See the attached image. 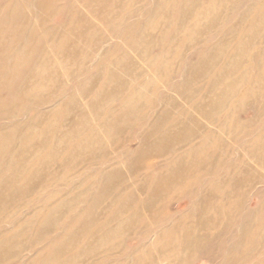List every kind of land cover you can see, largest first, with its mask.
Returning a JSON list of instances; mask_svg holds the SVG:
<instances>
[{"label": "rangeland", "instance_id": "rangeland-1", "mask_svg": "<svg viewBox=\"0 0 264 264\" xmlns=\"http://www.w3.org/2000/svg\"><path fill=\"white\" fill-rule=\"evenodd\" d=\"M254 1L239 0L231 3L229 0H195L194 3V0L193 2L192 0H0V192L8 196L12 195L21 189L31 187L32 181L39 178L38 176L43 175L42 177H44L41 181L39 196L33 198L32 194L20 201L22 205L19 202L16 203L17 212L27 214L20 215L18 213L19 216L10 220L12 224H6L4 236H0V258H2L0 264H41L40 262H43L42 264H264V180L262 179L264 178V124H262L264 123V33L259 37V40L263 41L262 43L244 45L256 26H260L264 22V0ZM192 6L194 7L193 14L185 15V11ZM238 8L240 9L238 10ZM204 12L219 16L218 24L213 28L205 29L204 26L209 18ZM227 12L229 16L226 17ZM240 18L242 19L240 20ZM244 19L245 22L237 30L233 44L223 46L220 40L227 35L228 37L232 36L231 28L233 30L234 23L238 20L242 22ZM229 48L233 50L231 49V51ZM181 53L182 55H180ZM230 54H235V56ZM129 58L135 64V73L138 74L133 78H126L122 75V72L127 69ZM233 60L236 62L241 60L239 62L242 67L235 74H230L229 78L224 77L222 80L223 72L233 68ZM188 63L190 64L188 65ZM99 72H101V78L98 81L99 89L96 88L94 92L92 90L89 93L87 86L93 81L94 75ZM52 75L53 77H51ZM238 78H241L240 81H235ZM179 82L180 85H178ZM111 84H114L116 90L111 95L112 97H109V102L106 105L111 102L112 106L110 104L101 109H92V105L97 101L94 94L102 95L110 92L113 87ZM121 85H123L122 91ZM227 86H236V89L227 95L225 92ZM2 94H4L3 97H1ZM219 98H221L222 104L212 115L209 111L210 106ZM161 100H164L166 105L170 102L175 103L179 111L181 110L182 117L178 120L176 118L164 120L161 128H158V119H160L158 117L164 115L165 112L169 113L168 108L163 109L160 106ZM249 100L250 102H248ZM135 102H138L137 105L141 102L139 105H142L139 109L135 108L137 111L134 110ZM236 104L238 105L236 106ZM128 105L131 106V110ZM150 107H153L152 118L150 120L142 119L137 124L138 127L132 131L131 136L130 130H123L122 136L127 139H122L124 143H117L119 138L115 133L129 128L131 124L134 125L137 122V117L141 118L142 115H145L146 110ZM195 107H203L205 111L207 109V112H210V120L205 118L204 112V115L195 112L193 110ZM128 108L129 110H126ZM240 108L241 113L238 111ZM98 113H100V119L96 118ZM187 113L204 124L209 129L208 132L211 133L209 136L206 133L199 134L196 140L182 142L181 144L185 148L181 151L169 150L166 153V158L162 160L164 162L153 163L155 166L153 171H158L157 164L164 163V168L170 169L169 175L171 176L174 175L177 166L186 162L187 164L184 163L185 166L181 167L183 174H180L178 179L182 181L174 182L171 179L165 184L159 179V184L154 188L191 191V194H185L186 196H180L170 201L166 200L168 202L166 204L167 211L161 220L166 217L167 219L160 221L158 226L146 225V218H141L135 226H131L127 236H121L123 228H120L119 224L125 218L123 215H111L110 209H114L115 205H117L115 209L120 205H125L130 198L128 196L131 192L134 193L140 184H143L147 191L152 188L151 182L146 180L147 177L143 178V169L131 176H126V171L123 169L129 167L132 151L138 147L140 136L152 129L154 131L158 129L159 133L163 131L168 133L178 127L179 123L185 124V114ZM108 116L110 119L107 118ZM236 120L237 122L242 121V123H237ZM32 122H40L41 125L38 128H32ZM98 123L100 124L98 125ZM123 124H125L124 128ZM103 127L106 129H102ZM236 130H238L237 134ZM106 132L107 135H105ZM231 134L237 135V142H233V145L223 146L224 149L219 148L216 143L221 137L223 139ZM215 136L217 137L215 138ZM101 140L103 142H100ZM93 142L94 144H92ZM97 143H99L98 146H96ZM119 146L121 148L116 151ZM31 147L36 148V153L26 155L25 153H28ZM104 147L106 148L105 153H103ZM215 151H218L219 158H217L215 168L210 169V160L216 161V157H212ZM205 154L209 157L202 158ZM234 155L238 157L236 160ZM244 156L250 164L252 163L251 165ZM234 166L235 168H233ZM243 166H248L252 170L241 173L240 170ZM198 167L202 170L200 171ZM205 167L208 168L205 169ZM197 168L198 170H196ZM209 169L210 171H207ZM164 172L162 173L163 178ZM191 173L193 174L191 175ZM224 178L230 183L238 180L239 188L236 191L227 192L228 197L217 210L219 214L216 216L217 222L214 229H208V233L210 232L211 235L213 231L215 233V230H220L223 233L219 234L217 239L211 238L209 242L202 243L199 246L200 249L194 251L195 253L186 252L182 247L187 241L186 238L188 239V236H184L185 232L188 230L186 232L188 235L190 230H193L194 235L198 232L195 227L197 223L189 217L196 212L195 203L204 192H207L206 189L214 187ZM231 179L232 181H230ZM130 183H135L136 186L131 187ZM207 183H210L211 186ZM126 185L129 188L121 191L122 186L126 187ZM190 185H193L192 189L187 191L186 189ZM116 192L119 194L114 195ZM110 197L111 199H109ZM142 198L143 196L140 199ZM75 202L77 203L74 204ZM239 203H241L239 208H234ZM5 205H9L11 208L15 206L10 200H6ZM95 205L97 206L95 207ZM209 208L211 209L212 206ZM156 210L160 211V209ZM225 213H230L232 217L238 218H234L235 221L232 225L221 224L224 221L221 219L222 215ZM158 215L156 213L155 217ZM83 216L87 217L88 221H85ZM88 216L92 219L90 217L88 219ZM106 216L108 220H106ZM98 217L101 219L95 221ZM114 218L115 220H113ZM42 223L46 224L42 225ZM23 225L26 227L23 238L27 247L17 260L14 253L19 243L12 237L16 230L24 228ZM29 225L30 227H28ZM74 225H77L78 228L75 226L74 229ZM96 227L98 229H95ZM70 230L73 235H69ZM77 230L79 232H76ZM92 230L93 232L90 233ZM117 231L120 233H116ZM144 231L145 235H143ZM169 231L171 232L170 236L167 235ZM243 231L246 232L245 235ZM254 231L255 234H253ZM86 235L92 238H87ZM171 236L172 238H170ZM201 237H204V234ZM69 238L75 239V243L71 248L72 255L67 256L66 247L70 246ZM189 239L192 241V238ZM118 240L119 242H117ZM65 242L68 243L65 244ZM60 246H62L61 249ZM77 247L80 250L79 253ZM57 248L61 252L57 251ZM170 248L172 249L170 250ZM46 251L47 253H45ZM81 252L84 254L81 255ZM5 253H8L9 256ZM50 253L52 254L49 255ZM47 254L49 257L46 256ZM153 254L154 257H152ZM69 256L71 261L67 260ZM79 257H82L80 261Z\"/></svg>", "mask_w": 264, "mask_h": 264}, {"label": "bare ground", "instance_id": "bare-ground-1", "mask_svg": "<svg viewBox=\"0 0 264 264\" xmlns=\"http://www.w3.org/2000/svg\"><path fill=\"white\" fill-rule=\"evenodd\" d=\"M198 1V0H197ZM216 1V0H215ZM231 3H233V2H235V1H239V0H229ZM245 1V0H244ZM256 1V0H255ZM254 1V2H255ZM192 2H193V0H192ZM243 2V1H242ZM248 2H249V0H248ZM194 3H195V0H194ZM226 4V3H225ZM246 4V3H245ZM248 4H250V3H248ZM262 4V3H261ZM193 5V4H192ZM230 5V4H229ZM242 5H243V3H242ZM241 5V6H242ZM74 6V5H73ZM154 6V5H153ZM239 6V5H238ZM247 6V5H246ZM24 7V6H23ZM240 7V6H239ZM243 7V6H242ZM136 8V7H135ZM140 8V7H139ZM224 8H227V7H224ZM248 8V7H247ZM251 8V7H250ZM260 8V7H259ZM193 9H194V7L192 6L191 8H189L188 10H186L185 12L186 13H184L185 15H188V16H190V15H192L193 14ZM240 8H238V10H239ZM252 9V8H251ZM139 10V9H138ZM150 10V9H149ZM231 10V9H230ZM237 10V9H236ZM247 10V9H246ZM250 10V9H249ZM135 11V10H134ZM217 11V10H216ZM225 11V10H224ZM33 12V11H32ZM219 12V11H218ZM229 12V11H228ZM226 13V17H227V15L229 14V13ZM240 12V11H239ZM40 13V12H39ZM62 13V12H61ZM136 13V12H135ZM206 12H204V14H205ZM231 13V12H230ZM235 13H237V12H235ZM247 13V12H246ZM128 14V13H127ZM141 14H142V12H141ZM207 15H208V18H209V20L207 21V23L205 24V29H209V28H213L214 26H216L217 24H218V18H219V16H214V15H209L208 13H206ZM223 14V13H222ZM225 14V13H224ZM240 14V13H239ZM131 15V14H130ZM25 16V15H24ZM32 16H34V15H32ZM229 16V15H228ZM235 16V15H234ZM46 17V16H45ZM138 17H139V15H138ZM150 17V16H149ZM245 17V16H244ZM258 17V16H257ZM260 17V16H259ZM263 17V16H262ZM29 18V17H28ZM27 18V19H28ZM34 18V17H33ZM222 18V17H221ZM136 19H137V17H136ZM227 19V18H226ZM231 19V18H230ZM242 18H240V20H241ZM246 19V18H245ZM245 19L242 21V22H240V20H238L236 23H234V26H232L233 27V30H232V28H231V26H230V28H231V31H233V34H232V36H230V37H228V35L225 37V38H223L222 40H220V43H222V45L223 46H225V45H230L232 42H233V39L235 38V35H236V32H237V30L240 28V26L242 25V23H244L245 22ZM253 19V18H252ZM256 19V18H255ZM64 20V19H63ZM129 20V19H128ZM93 21H94V19H93ZM186 21V20H185ZM251 21V20H250ZM253 21V20H252ZM251 21V22H252ZM225 22V21H224ZM64 23V22H63ZM142 23V22H141ZM228 23V22H227ZM21 24V23H20ZM130 24V23H129ZM191 24V23H190ZM189 24V25H190ZM249 24H251V23H249ZM259 24V23H258ZM134 25V24H133ZM143 25V24H142ZM221 25V24H220ZM252 26H253V23H252ZM127 27V26H126ZM148 27V26H147ZM19 29H20V27H18ZM23 28V27H22ZM249 28V27H248ZM46 29V28H45ZM54 29V28H53ZM245 29V28H244ZM34 30V29H33ZM123 30V29H122ZM215 30V29H214ZM107 31V30H106ZM222 31V30H221ZM252 31V30H251ZM42 33V32H41ZM155 33V32H154ZM262 33H264V22H262L261 24H260V26H256V28H255V30L253 31V32H251L250 33V35H249V38L244 42L243 40H242V42H244V45H254V44H256V43H259L260 44V40H259V37L261 36V34ZM143 34V33H142ZM152 34V33H151ZM160 34V33H159ZM203 34V33H202ZM214 34V33H213ZM212 34V35H213ZM120 35V34H119ZM170 35V34H169ZM171 35H172V33H171ZM230 35H231V33H230ZM239 35V34H238ZM118 36V35H117ZM246 36V35H245ZM155 37V36H154ZM158 37V36H157ZM179 37V36H178ZM177 37V38H178ZM210 37V36H209ZM208 37V38H209ZM216 37V36H215ZM248 37V36H247ZM246 37V38H247ZM109 38H110V36H109ZM116 38V37H115ZM150 38V37H149ZM193 38V37H192ZM37 39H38V37H37ZM117 39V38H116ZM189 39H191V38H189ZM197 39V38H196ZM239 39V38H238ZM115 40V39H114ZM152 40V39H151ZM150 40V41H151ZM156 41V40H155ZM167 41V40H166ZM172 42V41H171ZM198 42V41H197ZM208 42H209V40H208ZM215 42V41H214ZM238 42V41H237ZM240 42V41H239ZM263 42V41H262ZM261 42V43H262ZM34 43H36V42H34ZM167 43V42H166ZM185 44V43H184ZM212 44V43H211ZM233 44V43H232ZM236 44V43H235ZM113 45V44H112ZM111 45V46H112ZM115 45V44H114ZM89 46V45H88ZM164 46V45H163ZM210 46V45H209ZM232 46V45H231ZM235 46H237V45H235ZM235 46H234V48H235ZM50 47V46H49ZM200 47V46H199ZM42 48H44V47H42ZM103 48V47H102ZM149 48V47H148ZM161 48H163L162 46H161ZM176 48V47H175ZM201 48V47H200ZM199 48V49H200ZM239 48V47H238ZM261 48V47H260ZM61 49V48H60ZM159 49V48H158ZM198 49V48H197ZM203 49V48H202ZM206 49H207V47H206ZM230 49V48H229ZM232 49V48H231ZM230 49V50H231ZM41 50V49H40ZM169 50V49H168ZM223 50V49H222ZM233 50V49H232ZM231 50V51H232ZM22 51H24V50H22ZM39 51V50H38ZM42 51V50H41ZM40 51V52H41ZM47 51V50H46ZM45 51V52H46ZM237 51V50H236ZM240 51V50H239ZM244 51V50H243ZM160 52V51H159ZM206 52V51H205ZM148 53V52H147ZM160 53H162V52H160ZM194 53V52H193ZM237 53V52H236ZM146 54V53H145ZM184 54V53H183ZM134 55H135V53H134ZM162 55V54H161ZM171 55V54H170ZM180 55H182V53L180 54ZM219 55V54H218ZM230 55H233V54H230ZM238 55V54H237ZM253 55V54H252ZM152 56V55H151ZM191 56V55H190ZM225 56H227V55H225ZM233 56H235V54L233 55ZM243 56V55H242ZM39 57V56H38ZM58 57V56H57ZM135 57V56H134ZM160 57H162V56H160ZM168 57V56H167ZM199 57H201V56H199ZM251 57V56H250ZM33 58V57H32ZM36 58H37V56H36ZM35 58V59H36ZM44 58V57H43ZM45 58H47V57H45ZM59 58H60V56H59ZM151 58V57H150ZM166 58V57H165ZM206 58V57H205ZM220 58V57H219ZM229 58V57H228ZM241 58V57H240ZM257 58V57H256ZM25 59H27V58H25ZM34 59V58H33ZM172 59V58H171ZM199 59V58H198ZM212 59V58H211ZM234 59V58H233ZM242 59V58H241ZM112 60V59H111ZM178 60V59H177ZM176 60V61H177ZM188 60V58L186 59V61ZM23 61V60H22ZM27 61V60H26ZM136 61V60H135ZM150 61V60H149ZM234 62H233V68L231 69V70H225L224 72L223 71H221V72H223V74H222V80H223V78L224 77H228V76H230V74H235L238 70H240V68L242 67V64L239 62V61H241V60H239L238 62H236L235 60H233ZM244 61V60H243ZM242 61V62H243ZM139 62V61H138ZM162 62V61H161ZM196 62V61H195ZM228 62V61H227ZM25 63V62H24ZM40 63V62H39ZM160 63V62H159ZM211 63V62H210ZM59 64V63H58ZM171 64V63H170ZM183 64V63H182ZM185 64V63H184ZM190 63H188V65H189ZM103 65V64H102ZM188 65H186V66H188ZM145 66V65H144ZM164 66V65H163ZM257 66V65H256ZM178 67V66H177ZM185 67V66H184ZM183 67V68H184ZM230 67V66H229ZM264 67V66H263ZM73 68H74V66H73ZM226 68V67H225ZM162 69V68H161ZM173 69V68H172ZM209 69V68H208ZM248 69V68H247ZM259 69V68H258ZM65 70V69H64ZM73 70V69H72ZM135 70H136V67H135V64L132 62V60H131V58H129V60H128V65H127V69L126 70H124V72H122V75H124L126 78H133V77H135V76H138V74H136L135 73ZM155 70V69H154ZM159 70V69H158ZM242 70V69H241ZM253 70V69H252ZM54 71V70H53ZM112 71V70H111ZM183 71V70H182ZM200 71H203V70H200ZM210 71V70H209ZM255 72H256V70H254ZM149 72V71H148ZM153 72V71H152ZM165 73H166V71H164ZM89 73V72H88ZM198 73V72H197ZM67 74V73H66ZM65 74V75H66ZM86 75V74H85ZM150 75H152V74H150ZM168 75V74H167ZM179 73H178V77H179ZM217 75V74H216ZM165 76V75H164ZM190 76V75H189ZM221 76V75H220ZM237 76V75H236ZM51 77H53V75L51 76ZM85 77V76H84ZM154 77V76H153ZM217 77V76H216ZM261 77V76H260ZM101 78V72H99V74H95L94 75V77H93V81L87 86V91L90 93L92 90H93V92H94V90L96 89V88H98L99 87V84H98V81H99V79ZM176 78V77H175ZM229 78V77H228ZM236 78V77H235ZM110 79V78H109ZM108 79V80H109ZM167 79V78H166ZM188 79V78H187ZM240 79L241 78H238V80H235V81H240ZM92 80V79H91ZM175 80V79H174ZM200 80H202V79H200ZM216 80V79H215ZM218 80H219V78H218ZM259 80V79H258ZM67 81V80H66ZM121 81H122V79H121ZM170 81V80H169ZM153 82V81H152ZM156 82V81H155ZM116 83V82H115ZM118 83V82H117ZM159 83V82H158ZM188 83V82H187ZM82 84V83H81ZM172 84V83H171ZM176 84H178V83H176ZM175 84V85H176ZM208 84V83H207ZM114 85V84H113ZM112 84H111V86H113ZM173 85H174V82H173ZM178 85H180V82H179V84ZM110 86V85H109ZM145 86V85H144ZM148 86H150V85H148ZM157 86V85H156ZM187 86V85H186ZM185 86V87H186ZM200 86V85H199ZM262 86V85H261ZM163 87V86H162ZM170 87V86H169ZM174 87V86H173ZM254 87H256V86H254ZM2 88V87H1ZM210 88V87H209ZM253 88V87H252ZM261 88V87H260ZM78 89V88H77ZM99 89V88H98ZM97 89V90H98ZM122 89H123V85H121V91H122ZM170 89V88H169ZM184 89V88H183ZM195 89V88H194ZM201 89V88H200ZM235 89H236V86H233V87H231V86H227V87H225V92H226V94L227 95H229V92H233V91H235ZM246 89V88H245ZM244 89V90H245ZM116 90V87H112V89H111V91L110 92H108V93H105V94H100V95H96V94H94V96H95V98L97 99V101L92 105V109H94V110H96V109H101V108H104V107H107L108 105H110L111 104V106H112V103L110 102L108 105H106L108 102H109V97H112L111 95L114 93V91ZM147 90V89H146ZM149 91H151V90H149ZM175 91H176V89H175ZM250 91V90H249ZM147 92V91H146ZM172 92V91H171ZM204 92V91H203ZM254 92V91H253ZM257 92V91H256ZM173 93V92H172ZM209 93V92H208ZM61 94V93H60ZM73 94V93H72ZM159 94V93H158ZM188 94V93H187ZM247 94V93H246ZM251 94V93H250ZM133 95H134V93H133ZM136 95H138V94H136ZM166 95V94H165ZM164 95V96H165ZM169 95V94H168ZM221 95V94H220ZM255 95V94H254ZM4 96V94H2L1 95V97H3ZM57 96H59V95H57ZM61 96V95H60ZM100 96V97H99ZM139 96V95H138ZM187 96V95H186ZM219 96V95H218ZM240 96V95H239ZM238 96V97H239ZM251 96H253V95H251ZM84 97V96H83ZM82 97V98H83ZM136 97V96H135ZM140 97H141V95H140ZM152 97V96H151ZM182 97V96H181ZM189 97V96H188ZM226 97V96H225ZM245 97V96H244ZM254 97V96H253ZM56 98V97H55ZM69 98V97H68ZM134 98V97H133ZM193 98V97H192ZM218 98V97H217ZM89 99V98H88ZM260 99V98H259ZM138 100V99H137ZM137 100H134V101H137ZM216 100V99H215ZM82 101V100H81ZM133 101V102H134ZM237 101V100H236ZM242 101H243V99H242ZM247 101V100H246ZM245 101V102H246ZM263 101V100H262ZM25 102H27L26 100H25ZM85 102V101H84ZM87 102V101H86ZM85 102V103H86ZM182 102V101H181ZM206 102V101H205ZM239 102V101H238ZM248 102H250V100L248 101ZM47 103V102H46ZM84 103V104H85ZM92 103V102H91ZM129 103V102H128ZM136 103V102H135ZM138 103V102H137ZM137 103H136V106H134V110H136V109H139V107L140 106H142V105H137ZM83 104V105H84ZM131 106H132V101H131ZM184 104V103H183ZM186 104V103H185ZM222 104V102H221V98H219L215 103H213L211 106H210V112H211V114L212 115H214L215 113H216V111L219 109V106ZM241 104H242V102H241ZM243 104H244V102H243ZM258 104H260V102L258 101ZM257 104V105H258ZM79 105V104H78ZM202 105H203V103H202ZM238 104H236V106H237ZM248 105V104H247ZM256 105V106H257ZM263 105V104H262ZM65 106V105H64ZM116 106V105H115ZM114 106V107H115ZM128 106H130V105H128ZM131 106L129 107L130 108V110H131ZM163 109L164 108H168V112L169 113H166L165 112V114L164 115H162V116H160V117H158V118H160V119H158V124H157V126H158V128H161V124H162V122L164 121V120H167V119H169V118H176L177 120L179 119V118H181L182 117V113H181V110L179 111V109L175 106V103H173V102H170L168 105H166L165 103H164V100H161V105H160ZM170 106V107H169ZM224 106V105H223ZM225 106H226V104H225ZM239 106H241V105H239ZM17 107V106H16ZM16 107H14V108H16ZM242 107V106H241ZM83 108V107H82ZM116 108V107H115ZM126 108H127V106H126ZM129 108L128 109H126V110H129ZM136 108V109H135ZM152 108L153 107H150V108H148L147 110H146V113H145V115H142V117L141 118H139V117H137V122L134 124V125H132L131 124V126L129 127V128H126V129H122V130H120V131H118L117 133H115V134H117V136H118V138H119V141L117 142V143H124V140H122V139H124V138H126L125 136H122V134H124L123 133V130L125 131V130H130L129 132H131V133H129L130 134V136H131V134H132V131L133 130H135L137 127H138V123L139 122H141L142 121V119H146V120H150V118H152ZM24 109V108H23ZM157 109H158V107H157ZM244 109V108H243ZM242 109V110H243ZM253 109V108H252ZM72 110V109H71ZM193 110H195V112H198V113H202V115H204L203 114V112L205 113V118L207 119V120H210V115H209V113L207 112V109H206V111H205V109L203 108V107H195V108H193ZM239 110H241V108L240 109H238V111ZM245 110H246V108H245ZM137 111V110H136ZM237 111V110H236ZM130 112V111H129ZM134 112V111H133ZM240 112V111H239ZM253 112H255V111H253ZM262 112V111H261ZM75 113V112H74ZM123 113V112H122ZM241 113V112H240ZM246 113V112H245ZM263 113V112H262ZM95 114V113H94ZM125 114V113H124ZM130 114V113H129ZM251 114H252V112H251ZM70 115V114H69ZM99 115H100V113H98L97 115H96V118H98V119H100V117H99ZM132 115V114H131ZM259 115H261V114H259ZM259 115H258V117H259ZM52 116H54V115H52ZM51 116V117H52ZM121 116H122V114H121ZM124 116V115H123ZM128 116H130V115H128ZM223 116V115H222ZM237 116H238V114H237ZM63 117V116H62ZM127 117V116H126ZM125 117V118H126ZM198 117V116H197ZM234 117V116H233ZM244 117V116H243ZM250 117V116H249ZM254 117H255V115H254ZM5 118H7V117H5ZM30 118H32V117H30ZM107 118H109L110 119V117L108 116ZM130 118H132V116H130ZM136 118V117H135ZM202 118V117H201ZM204 118V117H203ZM238 118V117H237ZM241 118V117H240ZM257 118V117H256ZM51 119V118H50ZM68 119V118H67ZM69 119H70V117H69ZM123 119V118H122ZM121 119V120H122ZM128 119H129V117H128ZM185 119H186V121H185ZM185 119H184V121H185V124L183 123V125L181 124V123H179L177 126L178 127H176L174 130H172V131H170V132H161V133H159V132H157V130L158 129H156L155 131L152 129L150 132H145L142 136H140V141H139V145H138V147L136 148V149H134L132 152H133V155L131 156V158H130V160H131V162L129 163L130 165H129V167H125V168H123V169H125V171H126V176H131V175H135V173H137L139 170H141V169H143V171H142V174L144 175V177L143 178H146V180H149L150 182H151V185H152V188L151 189H149L148 191L146 190V188H145V186L143 185V184H140L135 190V192L134 193H132L131 192V194L128 196V197H130L129 198V200L126 202V204L125 205H118L119 207L118 208H116L115 209V207L117 206V205H115V207H113L114 209H110V213H111V215H113V214H115V215H123L124 216V218L125 219H123V220H121V222H120V224H119V226H120V228H123V231L121 232V236H127L126 234H129L130 233V231L129 230H131V226H135L136 225V222L137 221H139L141 218H146V221H145V223H146V225H151V224H153V225H156V226H158L159 224V222L160 221H164V220H166L167 219V217L164 219V220H161L165 215H166V211H167V203L168 202H166V200L167 201H170V200H172V199H175V198H179L180 196H186V195H189V194H191V191L190 192H184V191H182V190H172V188L171 189H167V190H159V189H156V187L154 188V186L155 185H158L159 184V179H161L165 184H167L166 182L168 181V180H171V179H173L172 181H174V182H180V181H182V180H178L179 178H180V174H183V171H182V169H181V167H182V165H184V163L185 164H187L186 162H184L182 165H179V166H177V168H176V171L174 172V175H169V168H164V163L163 164H157V168H158V171L157 172H154L153 171V167H155V166H153V163L154 162H158V161H162V160H164L165 158H166V153L169 151V150H171V149H175V151H181L183 148H185V146L184 145H182L181 143L182 142H184V141H192V140H196L199 136V134H205L206 133V135H208L209 136V134L211 133V132H208L209 131V129L204 125V124H202V123H200V122H198L197 121V119L196 118H194V116H192V115H190L189 113H187V114H185ZM200 119V118H199ZM223 119V118H222ZM55 120V119H54ZM117 120V119H116ZM201 120V119H200ZM216 120V119H215ZM232 120V119H231ZM264 120V119H263ZM31 121H33V120H31ZM124 121V120H123ZM128 121V120H127ZM249 121H251V120H249ZM27 122V121H26ZM121 122V121H120ZM174 122V121H173ZM176 122V121H175ZM214 122V121H213ZM221 122V121H220ZM236 122H237V120H236ZM240 123H242V121H239ZM239 122H237V123H239ZM248 122V121H247ZM68 123V122H67ZM66 123V124H67ZM111 124H112V122H110ZM134 123V122H133ZM219 123V122H218ZM231 123V122H230ZM261 123V122H260ZM13 124V123H12ZM100 123H98V125H99ZM128 124V123H127ZM126 124V125H127ZM147 124V123H146ZM244 124H245V122H244ZM262 124H264V123H262ZM41 125V123L39 122V123H37V122H32V128H34V127H36V128H38L39 126ZM94 125H96V124H94ZM107 125V124H106ZM110 125V124H109ZM121 125V124H120ZM124 125L125 124H123V128H124ZM171 125H173V124H171ZM170 125V126H171ZM217 125H219V124H217ZM242 125V124H241ZM108 126V125H107ZM233 126V125H232ZM102 127V126H101ZM117 127H119L118 125H117ZM116 127V128H117ZM166 127V126H165ZM230 128V127H229ZM243 128V127H242ZM102 129H104V127L102 128ZM106 129V128H105ZM104 129V130H105ZM109 129V128H108ZM214 129V128H213ZM216 129V128H215ZM222 129V128H221ZM260 129V128H259ZM63 130V129H62ZM163 130H165V129H163ZM217 130V129H216ZM55 131V130H54ZM60 131V130H59ZM145 131V130H144ZM233 131H235L234 129H233ZM237 131L238 130H236V134H237ZM61 132V131H60ZM111 132V131H110ZM135 132V131H134ZM215 132V131H214ZM225 132V131H224ZM53 133V132H52ZM223 133V132H222ZM244 133V132H243ZM142 134V133H141ZM140 134V135H141ZM221 134V133H220ZM225 134V133H224ZM80 135V134H79ZM78 135V136H79ZM103 135H104V133H103ZM105 135H107V132L105 133ZM244 135V134H243ZM88 136H89V134H88ZM138 136V135H137ZM74 137H76V136H74ZM104 137V136H103ZM108 137H110V135H108ZM217 136H215V138H216ZM83 138V137H82ZM107 138V137H106ZM139 138V136L137 137V139ZM256 138V137H255ZM127 139V138H126ZM125 139V140H126ZM248 139V138H247ZM250 139V138H249ZM94 140V139H93ZM108 140V139H107ZM253 140V139H252ZM84 141V140H83ZM92 141V140H91ZM111 141V140H110ZM100 142H103L102 140L100 141ZM235 142H237V135H233V134H231V136L229 135V136H227V137H223V139H222V137H221V139L218 141V143H216L217 144V146L219 147V148H223V146H229V145H233ZM129 143V142H128ZM244 143H246V142H244ZM92 144H94V142L92 143ZM96 144V143H95ZM98 144L99 143H97V145L96 146H98ZM101 144H103V143H101ZM134 144V143H133ZM211 144V143H210ZM241 144V143H240ZM247 144V143H246ZM51 145V144H50ZM73 145V144H72ZM81 145V144H80ZM89 145V144H88ZM104 145H106V144H104ZM237 145H238V143H237ZM244 145V144H243ZM78 146V145H77ZM90 146H92V145H90ZM122 146V145H121ZM121 146H119V147H117L116 148V151H118L120 148H121ZM209 146H211V145H209ZM216 146V147H217ZM115 147V146H114ZM127 147V146H126ZM134 147V146H133ZM136 147V146H135ZM215 147V148H216ZM231 147V146H230ZM230 147H229V150H231L230 149ZM238 147V146H237ZM240 147V146H239ZM88 148V147H87ZM95 148V147H94ZM103 148V147H102ZM105 148V147H104ZM113 148V147H112ZM208 148V147H207ZM210 148V147H209ZM49 149V148H48ZM90 149V148H89ZM108 149V148H107ZM111 149V148H110ZM114 149V148H113ZM112 149V150H113ZM127 149V148H126ZM224 149V148H223ZM240 149V148H239ZM249 149V148H248ZM95 150V149H94ZM102 150V149H101ZM101 150H100V152H101ZM111 150V151H112ZM115 150V149H114ZM128 150V149H127ZM197 150V149H196ZM205 150V149H204ZM217 150H219V149H217ZM222 150V149H221ZM226 150V149H225ZM235 150V149H234ZM233 150V151H234ZM29 152L28 153H25L26 155H32V154H35L36 153V148L34 149V147H31V149H29L28 150ZM41 151V150H40ZM68 151V150H67ZM84 151V150H83ZM198 151V150H197ZM239 151V150H238ZM237 151V152H238ZM106 152V148H105V151L103 152V153H105ZM235 152H236V150H235ZM96 153V152H95ZM102 153V152H101ZM100 153V154H101ZM124 153V152H123ZM224 153V152H223ZM234 153V152H233ZM240 153V152H239ZM243 153H245L244 151H243ZM204 154V153H203ZM241 154V153H240ZM117 155V154H116ZM128 155V154H127ZM177 155H178V153H177ZM210 155H211V153H210ZM78 156V155H77ZM102 157H103V155H101ZM235 156V155H234ZM237 156H238V154H237ZM92 157V156H91ZM206 157H209V155H207V154H205V155H203L202 156V158H206ZM212 157H216V161L214 162L213 161V159H211L210 160V165H209V167H210V169L212 168V169H214L215 168V163L217 162V158H219V156H218V151H215L214 153H213V156ZM228 157V156H227ZM230 157V156H229ZM245 157V156H244ZM45 158V157H44ZM63 158V157H62ZM85 158H87L88 159V157H85ZM236 158H238V157H236L235 156V160H236ZM81 159V158H80ZM79 159V160H80ZM89 159H91V158H89ZM92 159H94V158H92ZM234 159V158H233ZM245 159H246V161L250 164V162H249V160L245 157ZM31 160V159H30ZM39 160V159H38ZM55 160V159H54ZM77 160V159H76ZM83 160H85V159H83ZM120 160V159H119ZM241 160V159H240ZM252 160V159H251ZM86 161V160H85ZM96 161V160H95ZM26 162V161H25ZM74 162V161H73ZM78 162V161H77ZM162 162H164V161H162ZM191 162H192V160H191ZM228 162V161H227ZM234 162V161H233ZM232 162V163H233ZM59 163H60V161H59ZM70 163V162H69ZM75 163V162H74ZM114 163V162H113ZM125 163H126V161H125ZM189 163V162H188ZM194 163V162H193ZM199 163V162H198ZM246 163V162H245ZM84 164V163H83ZM97 164V163H96ZM99 164H101V163H99ZM124 164V163H123ZM122 164V165H123ZM192 164V163H191ZM229 164V163H228ZM237 164V163H236ZM252 164V163H251ZM250 164V165H251ZM263 164V163H262ZM200 165V164H199ZM224 165H225V163H224ZM73 166V165H72ZM71 166V167H72ZM185 166V165H184ZM201 166V165H200ZM230 166H231V164H230ZM28 167V166H27ZM70 167V166H69ZM122 167H124V166H122ZM239 167V166H238ZM255 167V166H254ZM54 168H55V166H54ZM74 168V167H73ZM199 168V167H198ZM198 168L196 169V170H198ZM206 168H208V167H205V169ZM228 168V167H227ZM233 168H235V166L233 167ZM237 168V167H236ZM44 169V168H43ZM200 169V168H199ZM202 169H203V166H202ZM202 169H200V171L202 170ZM210 169L209 170H207V171H210ZM257 169V168H256ZM52 170V169H51ZM78 170V169H77ZM76 170V171H77ZM113 170V169H112ZM165 170H168V171H165ZM192 170V169H191ZM250 170H252L250 167H248V166H243L242 168H241V170H240V172L241 173H247L248 171H250ZM260 170H262V169H260ZM119 171V170H118ZM165 171V172H164ZM259 171V170H258ZM29 172V171H28ZM44 172H46V171H44ZM50 172V171H49ZM120 172V171H119ZM154 172V173H153ZM164 172V178L162 177V173ZM235 172V171H234ZM233 172V173H234ZM252 172V171H251ZM263 172V171H262ZM197 173V172H196ZM225 173V172H224ZM261 173V172H260ZM40 174V173H39ZM193 173H191V175H192ZM40 175H42V173L40 174ZM194 175H195V173H194ZM264 175V174H263ZM43 176V175H42ZM42 176H38L39 178H37L35 181L33 180L32 181V185H31V187H28V188H25V189H21L20 191H18V192H16V193H14V194H12V195H6V194H4V193H2V192H0V236H2L3 234H4V232H5V228H7L6 227V224L8 225L11 221L10 220H12V218L14 219V217L15 216H19V215H17L18 213L21 215L22 213H24V212H17V209H18V207L16 208V203H20V201H23V199L24 198H26V197H30L32 194H33V198L34 197H36V196H39L38 195V193L41 191V181H43V178L44 177H42ZM68 176V175H67ZM78 176V175H77ZM119 176V175H118ZM223 176V175H222ZM226 176H227V174H226ZM235 176V175H234ZM25 177H27V176H25ZM50 177H52V176H50ZM60 177H61V175H60ZM220 177V176H219ZM230 177H231V175H230ZM122 178H123V176H122ZM199 178V177H198ZM229 178V177H228ZM31 179V178H30ZM74 179V178H73ZM82 179V178H81ZM112 179V178H111ZM201 179V178H200ZM209 179H211V178H209ZM263 180H264V178H262ZM69 180V179H68ZM93 180V179H92ZM258 180V179H257ZM26 180H24V182H25ZM91 181V180H90ZM113 181H115V180H113ZM137 181V180H136ZM135 181V182H136ZM230 181H232V179L230 180ZM253 181V180H252ZM255 181V180H254ZM23 182V183H24ZM27 182V181H26ZM66 182H67V180H66ZM108 182V181H107ZM139 182V181H138ZM169 182V181H168ZM215 182H217L216 180H215ZM89 183V182H88ZM120 183H121V181H120ZM133 183V182H132ZM140 183V182H139ZM143 183H144V181H143ZM147 183V182H146ZM173 183V182H172ZM201 184H202V182H201ZM208 185H210L211 186V184L210 183H207ZM262 184H263V182H262ZM57 185V184H56ZM58 185H61V184H59L58 183ZM63 185V184H62ZM130 185H131V187H133V186H136L135 185V183L134 184H131L130 183ZM71 186V185H70ZM74 186V185H73ZM113 186H116V185H113ZM113 186H112V188H113ZM150 186V185H149ZM192 186L193 185H190L186 190L188 191V190H190V189H192ZM207 186V185H206ZM24 187H25V184H24ZM95 187V186H94ZM209 187V186H208ZM264 187V186H263ZM122 190L121 191H124V189L125 190H127L129 187L126 185V187H123L122 186ZM149 188V187H148ZM158 188V187H157ZM179 189H180V187H178ZM207 188V187H206ZM239 188V186H238V180H234L232 183H230L227 179H221L220 181H219V183H217L214 187H211V188H208V189H206V191L207 192H204L201 196H200V199L197 201V203H195L196 204V212L192 215V216H189L190 217V219L191 220H193L194 222H196L197 223V225L195 226L196 227V229H197V234L196 235H194V232H193V230H190L188 233H189V235L188 234H186V232L188 231H186L185 232V235L184 236H188V239L186 238V243H185V245L183 246L182 244L185 242V239H184V242L181 244L182 245V247H183V249L186 251V252H190V253H195L194 251H198L199 249H200V245L202 244V243H204V242H209V239H213L214 240V238L215 239H217V237H218V235L219 234H221V233H223V232H221L220 230H215V233H214V231H213V233H212V235H211V233L209 232L208 233V229L209 230H212V229H214V226L216 225V222H217V220H216V216L219 214V212H217V210H218V208L224 203V201L226 200V198L228 197V195H227V192H232V191H236L237 189ZM53 189H55V188H53ZM71 189V188H70ZM134 189V188H133ZM61 190V189H60ZM82 190V189H81ZM261 190V189H260ZM259 190V191H260ZM27 191V192H26ZM75 191V190H74ZM119 191V190H118ZM120 191V192H121ZM200 191V190H199ZM205 191V190H204ZM26 192V193H25ZM108 192V191H107ZM25 193V194H24ZM57 193V192H56ZM94 193V192H93ZM111 193V192H110ZM200 193H202L201 191H200ZM199 193V194H200ZM49 194H51V193H49ZM63 194V193H62ZM92 194V193H91ZM119 193H114V195H118ZM186 194V195H185ZM222 195L221 197H220V195ZM224 194V195H223ZM250 194V193H249ZM61 195V194H60ZM59 195V196H60ZM109 195V194H108ZM244 195V194H243ZM259 195V194H258ZM258 195H256V196H258ZM75 196H78V195H75ZM106 196V195H105ZM104 196V197H105ZM126 196V197H127ZM141 196H143V198L142 199H140L141 198ZM255 196V195H254ZM66 197V196H65ZM74 198V197H73ZM51 199V198H50ZM70 199V198H69ZM88 199V198H87ZM86 199V200H87ZM105 199V198H104ZM109 199H111V197L109 198ZM6 200H10L11 201V203H14L15 204V206L14 207H10L9 205H5V201ZM54 200V199H53ZM96 200V199H95ZM122 200V199H121ZM127 200V199H126ZM26 201V200H25ZM30 201V200H29ZM64 201V200H63ZM125 201V200H124ZM246 201H248V200H246ZM27 202V201H26ZM31 202V201H30ZM97 202V201H96ZM107 202V201H106ZM119 202V201H118ZM123 202V201H122ZM22 203V202H21ZM20 203V205H22ZM28 203V202H27ZM51 203V202H50ZM54 203V202H53ZM59 203V202H58ZM57 203V204H58ZM77 202H75L74 204H76ZM110 203V202H109ZM121 203V202H120ZM263 203V202H262ZM63 204V203H62ZM68 204H69V202H68ZM106 204V203H105ZM44 205V204H43ZM241 205V203H239V204H237L234 208H239V206ZM246 205V204H245ZM33 206H35L34 204H33ZM41 206V205H40ZM46 206V205H45ZM47 206H49V205H47ZM53 206H56V205H53ZM85 206H86V204H85ZM92 207H93V205H91ZM90 206V207H91ZM97 205H95V207H96ZM209 206H212V208L210 209L209 208ZM225 206V205H224ZM242 206H244V205H242ZM38 207V206H37ZM64 207V206H63ZM84 207V206H83ZM82 207V208H83ZM95 207H94V209H95ZM102 207H104V206H102ZM32 208V207H31ZM30 208V209H31ZM54 208V207H53ZM66 208V207H65ZM249 208V207H248ZM51 209V208H50ZM156 209H160V211H158V210H156ZM185 209V208H184ZM184 209H182V210H184ZM27 210H28V208H27ZM26 210V211H27ZM39 210V209H38ZM37 210V211H38ZM45 210V209H44ZM59 210V209H58ZM63 210V209H62ZM244 210H245V208H244ZM21 211H23V210H21ZM40 211V210H39ZM39 211H38V214H39ZM64 211V210H63ZM90 211V210H89ZM101 211V210H100ZM252 211V210H251ZM62 212V211H61ZM60 212V213H61ZM30 213V212H29ZM35 213V212H34ZM43 213V212H42ZM58 213V212H57ZM86 213V212H85ZM89 213H91V212H89ZM88 213V214H89ZM156 213H158L159 215L157 216V217H155L156 216ZM165 213V214H164ZM243 213V212H242ZM24 214H27V213H24ZM24 214H22V215H24ZM87 214V215H88ZM103 214V213H102ZM239 214V213H238ZM240 214H241V212H240ZM249 214H250V212H249ZM97 215V214H96ZM99 215V214H98ZM110 215V214H109ZM180 215V214H179ZM248 215V214H247ZM52 216V215H51ZM56 216V215H55ZM54 216V217H55ZM92 216V215H91ZM108 216V215H107ZM106 216V220H108V217ZM239 216V215H238ZM32 217V216H31ZM34 217H36L35 215H34ZM81 217V216H80ZM84 217V216H83ZM89 217L90 216H88V219H89ZM158 217H161L160 219H156V218H158ZM222 217L223 218H221V219H224V221L221 223V224H227V226L228 225H232L233 224V222L235 221V219L234 218H236V217H232L231 215H230V213H225L224 215H222ZM240 217H242V216H240ZM30 218V217H29ZM33 218V217H32ZM31 218V220H33ZM49 218V217H48ZM70 218V217H69ZM85 218V217H84ZM87 218V217H86ZM86 218H85V221H88V220H86ZM94 218H96L95 216H94ZM117 218V217H116ZM219 218V217H218ZM238 218V217H237ZM236 218V219H237ZM18 219V218H17ZM28 219V218H27ZM42 219H44V218H42ZM60 219V218H59ZM90 219H92L91 217H90ZM101 219V217H98L95 221H98V220H100ZM156 219V220H155ZM221 219H219V220H221ZM47 220V219H46ZM50 220V219H49ZM61 220V219H60ZM79 220H80V218H79ZM104 220H105V218H104ZM113 220H115V218L113 219ZM246 220H247V218H246ZM41 221H43V220H41ZM55 221V220H54ZM57 221V220H56ZM172 221V220H171ZM238 221V220H237ZM242 221V220H241ZM27 222V221H26ZM28 222H29V220H28ZM37 222V221H36ZM49 222V221H48ZM81 222H82V220H81ZM80 221H79V223H81ZM192 222V221H191ZM243 222V221H242ZM249 222V221H248ZM69 223V222H68ZM78 223V222H77ZM106 223V222H105ZM246 223V222H245ZM10 224H12V223H10ZM9 224V225H10ZM40 224V223H39ZM44 224H46V223H42V225H44ZM109 224V223H108ZM114 224H115V222H114ZM116 224H117V222H116ZM163 224V223H162ZM172 224H174V223H172ZM218 224V223H217ZM25 225V224H24ZM23 225V226H24ZM78 225V224H77ZM77 225H74V229H75V226H77ZM100 225V224H99ZM176 225V224H175ZM177 225H179V224H177ZM21 226V225H20ZM89 226V225H88ZM103 226V225H102ZM102 226H100V227H102ZM106 226V225H105ZM263 226V225H262ZM22 227V226H21ZM28 227H30V225L28 226ZM39 227H40V225H39ZM44 227V226H43ZM85 227V226H84ZM109 227V226H108ZM107 227V228H108ZM115 227V226H114ZM136 227H138V226H136ZM155 227V226H154ZM154 227H153V229H154ZM177 227V226H176ZM77 228H78V226H77ZM107 228H105V230H107ZM146 228V227H145ZM174 228V227H173ZM178 228V227H177ZM16 229H18V228H16ZM39 229V228H38ZM40 229H41V227H40ZM80 229V228H79ZM85 229H86V227H85ZM95 229H98V227H96ZM102 229V228H101ZM109 230H110V227L108 228ZM114 229V228H113ZM139 229V228H138ZM187 229V228H186ZM37 230V229H36ZM51 230V229H50ZM50 230H49V232H50ZM71 230H72V228H71ZM71 230H70V234L69 235H73V234H71ZM120 230V229H119ZM137 230V229H136ZM141 230H143V229H141ZM157 230V229H156ZM175 230V229H174ZM7 231V230H6ZM13 231V230H12ZM26 231V227L24 226V228L23 229H20V230H16V232H15V234H13V237H12V239H14L15 241H17L18 243H19V248L17 247V249H16V251H15V259H19L20 258V256H21V254L25 251V248L27 247V245H25L24 243H25V239L23 238V234H24V232ZM41 231V230H40ZM73 231V230H72ZM86 231H87V229H86ZM47 232V231H46ZM74 232V231H73ZM76 232H79L78 230L76 231ZM82 232H83V230H82ZM91 232H93V230L92 231H90V233ZM103 232V231H102ZM102 232H101V234H102ZM104 232H106V231H104ZM113 232V231H112ZM115 232V231H114ZM136 232V231H135ZM14 233V232H13ZM43 233V232H42ZM68 233V232H67ZM75 233V232H74ZM116 233H120V232H116ZM238 233H239V231H238ZM243 233H244V235H245V233L246 232H244L243 231ZM243 233H241V235H243ZM249 233V232H248ZM251 233V232H250ZM12 234V233H11ZM31 234V233H30ZM40 234V233H39ZM61 234V233H60ZM113 234V233H112ZM146 234V232L144 231L143 232V235H145ZM170 234H171V232L169 231L168 233H167V235L168 236H170ZM202 234H204V237H201V235ZM253 234H255V231H254V233ZM10 235V234H9ZM28 235V234H27ZM59 235V234H58ZM82 235V234H81ZM95 235V234H94ZM103 235V234H102ZM116 235V234H115ZM134 235V234H133ZM138 235H139V233H138ZM192 235V236H191ZM239 235V234H238ZM240 235V236H241ZM248 235V234H247ZM4 236V235H3ZM67 237H69L68 235H66ZM65 236V237H66ZM87 236V238H90V237H88V235H86ZM99 236V235H98ZM109 236V235H108ZM189 236H191V237H189ZM221 236V235H220ZM251 236V235H250ZM8 237V236H7ZM7 237H5V239H8ZM72 237V236H71ZM81 237V236H80ZM94 237V236H93ZM96 237V236H95ZM94 237V238H95ZM110 237H111V235H110ZM120 237V236H119ZM160 237V236H159ZM158 237V238H159ZM245 237V236H244ZM247 237V236H246ZM1 238V237H0ZM74 238V237H73ZM87 238H85V239H87ZM92 238V237H91ZM90 238V239H91ZM93 238V239H94ZM108 238V237H107ZM170 238H172V236L170 237ZM189 238H192V241L189 239ZM221 238V237H220ZM230 238V237H229ZM5 239H4V242H5ZM68 239V238H67ZM70 239V238H69ZM109 239V238H108ZM111 239V238H110ZM124 239V238H123ZM123 239H121V240H123ZM40 240V239H39ZM62 240V239H61ZM60 240V241H61ZM65 239L63 238V241H64ZM178 240V239H177ZM212 240V241H213ZM7 241V240H6ZM33 241V240H32ZM139 241V240H138ZM137 241V242H138ZM164 241H166V240H164ZM172 241V240H171ZM183 241V240H182ZM8 242V241H7ZM57 242V241H56ZM62 242V241H61ZM76 242H78V241H76ZM84 242V241H83ZM92 242V241H91ZM111 242V241H110ZM117 242H119V240L117 241ZM132 242V241H131ZM167 242V241H166ZM179 242V241H178ZM2 243H3V241H2ZM9 243V242H8ZM33 243V242H32ZM31 243V244H32ZM68 243V242H67ZM66 242H65V244H67ZM75 243V239H70V246L67 248L66 247V254H67V256L68 255H70L71 254V251H72V247H73V244ZM115 243V242H114ZM121 243H123V242H121ZM128 243V242H127ZM127 243H126V245H127ZM172 243V242H171ZM174 243V242H173ZM3 244H5V243H3ZM47 244V243H46ZM84 244H85V242H84ZM87 244V243H86ZM97 244V243H96ZM113 244V243H112ZM116 244V243H115ZM168 244V243H167ZM177 244V243H176ZM179 244V243H178ZM7 245V244H6ZM5 245V246H6ZM58 245V244H57ZM60 245V244H59ZM91 245V244H90ZM124 245V244H123ZM136 245V244H135ZM172 245V244H171ZM180 245V246H181ZM9 246H10V244H9ZM51 246V245H50ZM64 246V245H63ZM81 246V245H80ZM87 246V245H86ZM110 246V245H109ZM131 246V245H130ZM139 246V245H138ZM165 246V245H164ZM167 246V245H166ZM11 247V246H10ZM59 247V246H58ZM61 247L62 246H60V249H61ZM88 247V246H87ZM113 247V246H112ZM158 247V246H157ZM157 247H156V249H157ZM159 247H160V245H159ZM162 247H163V245H162ZM169 247V246H168ZM178 247V246H177ZM4 248V247H3ZM55 248V247H54ZM54 248H53V250H54ZM78 248V247H77ZM236 248V247H235ZM12 249V248H11ZM60 249L58 250V248H57V251H60ZM63 249V248H62ZM83 249V248H82ZM106 249V248H105ZM109 249H110V247H109ZM118 249V248H117ZM132 249V248H131ZM160 249H161V247H160ZM165 249H168V248H165ZM164 249V250H165ZM172 248H170V250H171ZM183 249H181V250H183ZM240 249V248H239ZM244 249V248H243ZM249 249V248H248ZM4 250V249H3ZM27 250V249H26ZM76 250V249H75ZM155 250V249H154ZM169 250V251H170ZM175 250V249H174ZM2 251V250H1ZM52 251V250H51ZM79 248H78V253H79ZM160 251V250H159ZM173 251V250H172ZM228 251H230V250H228ZM239 251V250H238ZM244 251V250H243ZM8 252H9V250H8ZM36 252V251H35ZM53 252V251H52ZM61 252V251H60ZM64 252V251H63ZM75 252V251H74ZM90 252V251H89ZM96 252H98V251H96ZM155 252H157V251H155ZM236 252V251H235ZM1 253V252H0ZM11 253V252H10ZM45 253H47V251L45 252ZM178 253V252H177ZM3 254H4V252H3ZM52 253H50L49 255H51ZM58 254V253H57ZM82 254H84L83 252H81V255ZM86 254V253H85ZM5 255H8L9 256V254L8 253H5ZM42 255V254H41ZM55 255H56V253H55ZM72 255V254H71ZM81 255H79V256H81ZM148 255H150V254H148ZM148 255H146V256H148ZM178 255V254H177ZM181 255V254H180ZM46 256H48V254L46 255ZM54 256V255H53ZM52 256V257H53ZM75 256V255H74ZM77 256V255H76ZM75 256V257H76ZM93 256V255H92ZM170 256V255H169ZM182 256V255H181ZM1 257V256H0ZM4 259H5V257L4 256H2ZM49 257V256H48ZM55 257V256H54ZM60 257V256H59ZM72 257V256H71ZM75 257H74V259H75ZM83 257V256H82ZM82 257H79L78 258V260L80 261L81 260V258ZM86 257V256H85ZM149 257V256H148ZM152 257H154V254H153V256ZM163 257V256H162ZM197 257V256H196ZM7 258V257H6ZM28 258V257H27ZM35 258V257H34ZM45 258V257H44ZM56 258H57V255H56ZM91 258V257H90ZM181 258V257H180ZM0 259H2V258H0ZM40 260H42V258H39ZM65 259V258H64ZM63 259V260H64ZM70 260L71 258H70V256L67 258V260ZM151 259V258H150ZM183 259V258H182ZM6 260V259H5ZM4 260V261H5ZM27 260V259H26ZM35 260V259H34ZM45 260V259H44ZM47 260V259H46ZM112 260V259H111ZM171 260V259H170ZM1 262H2V260H0ZM50 261H51V259H50ZM62 261V260H61ZM71 261V260H70ZM181 261V260H180ZM30 262V261H29ZM33 262H35V261H33ZM48 262V261H47ZM60 262V261H59ZM58 262V263H59ZM63 262V261H62ZM69 262V261H68ZM78 262V261H77ZM76 262V263H77ZM179 262V261H178ZM184 262H186V261H184ZM183 262V263H184ZM38 263V262H37ZM41 264L43 263V262H40ZM81 263H83V262H81ZM149 263V262H148ZM153 263V262H152ZM28 264H30V263H28ZM47 264H49V263H47ZM62 264V263H61ZM138 264V263H137ZM143 264V263H142Z\"/></svg>", "mask_w": 264, "mask_h": 264}]
</instances>
